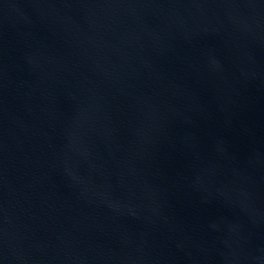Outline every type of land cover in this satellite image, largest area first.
Wrapping results in <instances>:
<instances>
[{"label": "water", "instance_id": "water-1", "mask_svg": "<svg viewBox=\"0 0 264 264\" xmlns=\"http://www.w3.org/2000/svg\"><path fill=\"white\" fill-rule=\"evenodd\" d=\"M0 264H264V0H0Z\"/></svg>", "mask_w": 264, "mask_h": 264}]
</instances>
